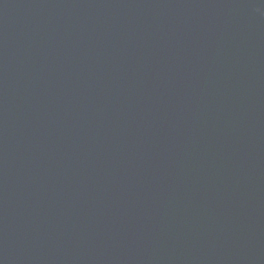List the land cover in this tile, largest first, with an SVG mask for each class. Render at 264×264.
I'll return each instance as SVG.
<instances>
[{
	"label": "water",
	"instance_id": "obj_1",
	"mask_svg": "<svg viewBox=\"0 0 264 264\" xmlns=\"http://www.w3.org/2000/svg\"><path fill=\"white\" fill-rule=\"evenodd\" d=\"M0 264H264V0H0Z\"/></svg>",
	"mask_w": 264,
	"mask_h": 264
}]
</instances>
